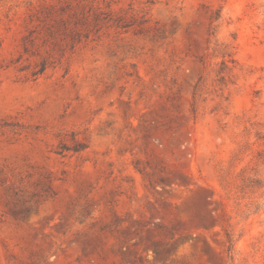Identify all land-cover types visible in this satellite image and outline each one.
<instances>
[{
	"label": "rangeland",
	"instance_id": "374dc122",
	"mask_svg": "<svg viewBox=\"0 0 264 264\" xmlns=\"http://www.w3.org/2000/svg\"><path fill=\"white\" fill-rule=\"evenodd\" d=\"M0 264H264V0H0Z\"/></svg>",
	"mask_w": 264,
	"mask_h": 264
},
{
	"label": "trees",
	"instance_id": "16d2710c",
	"mask_svg": "<svg viewBox=\"0 0 264 264\" xmlns=\"http://www.w3.org/2000/svg\"><path fill=\"white\" fill-rule=\"evenodd\" d=\"M75 24L77 25L78 23L76 22ZM75 24H74V27L70 29V28L67 27V25H69V22L68 23H63L64 30H65L64 34L66 36L65 38L68 39L72 44L77 42L80 39L81 35H82L81 31L76 30L77 26H75ZM230 241H231V239H230Z\"/></svg>",
	"mask_w": 264,
	"mask_h": 264
}]
</instances>
